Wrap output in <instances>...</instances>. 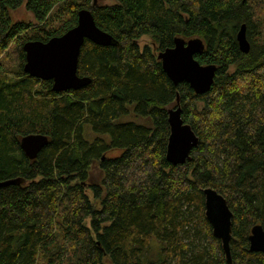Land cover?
<instances>
[{"label":"trees","instance_id":"obj_1","mask_svg":"<svg viewBox=\"0 0 264 264\" xmlns=\"http://www.w3.org/2000/svg\"><path fill=\"white\" fill-rule=\"evenodd\" d=\"M83 7L116 44L85 39L77 74L90 82L54 91L23 71V44L63 34ZM177 36L203 41L194 57L216 67L206 92L163 71L157 54ZM177 104L198 142L171 164ZM28 133L48 138L33 159ZM13 178L0 186V264H264L248 240L264 230V0H0V181ZM208 186L232 212L230 263L205 217Z\"/></svg>","mask_w":264,"mask_h":264},{"label":"water","instance_id":"obj_2","mask_svg":"<svg viewBox=\"0 0 264 264\" xmlns=\"http://www.w3.org/2000/svg\"><path fill=\"white\" fill-rule=\"evenodd\" d=\"M99 45H114L116 40L111 34L100 29L89 8L77 11V23L63 34L53 36L47 41L29 40L23 44L25 62L23 71L41 80H52V90L64 91L78 89L90 82L88 76L77 74V62L80 47L84 40ZM239 50L247 53L250 43L246 38L245 24L242 23L236 33ZM203 41L198 37L184 39L175 37L173 46L160 50L157 54L163 71L177 84L184 81L196 93L209 90L215 75L213 64H201L194 54L202 51ZM170 133L166 146V159L171 164H181L189 157L190 151L197 145L198 138L181 118L179 104L167 109ZM48 142L42 133H28L20 138L19 146L24 154L33 159ZM19 179L0 181V186L18 183ZM204 212L213 235L221 242L225 258L231 262L229 241L231 238L232 212L224 196L212 187L202 189ZM249 250L264 252V230L260 224L251 227L248 236Z\"/></svg>","mask_w":264,"mask_h":264},{"label":"rangeland","instance_id":"obj_3","mask_svg":"<svg viewBox=\"0 0 264 264\" xmlns=\"http://www.w3.org/2000/svg\"><path fill=\"white\" fill-rule=\"evenodd\" d=\"M114 0H91V4H94L95 6L97 5H105V4H111L113 3ZM16 18H29L30 15L28 14V12H26L23 8H19L18 10H16L14 12V15ZM14 17V18H15ZM146 42H150L149 41V38L148 37H143L141 40H140V44L142 45L143 43H146ZM232 69V67L230 68ZM96 134L94 132L91 131V129L89 128L88 125L85 126V136L87 139H92ZM119 149H113L111 151H109V155H117L119 153ZM92 177L94 179H96L98 176H97V170L94 168L92 170Z\"/></svg>","mask_w":264,"mask_h":264}]
</instances>
